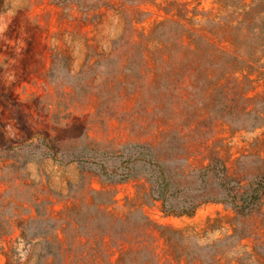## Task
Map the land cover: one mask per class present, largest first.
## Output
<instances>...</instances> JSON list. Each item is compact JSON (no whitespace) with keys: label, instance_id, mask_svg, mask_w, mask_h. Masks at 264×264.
Segmentation results:
<instances>
[{"label":"rangeland","instance_id":"374dc122","mask_svg":"<svg viewBox=\"0 0 264 264\" xmlns=\"http://www.w3.org/2000/svg\"><path fill=\"white\" fill-rule=\"evenodd\" d=\"M135 144L264 176V0H0V264H264V197L167 216L145 179L71 163Z\"/></svg>","mask_w":264,"mask_h":264},{"label":"trees","instance_id":"16d2710c","mask_svg":"<svg viewBox=\"0 0 264 264\" xmlns=\"http://www.w3.org/2000/svg\"><path fill=\"white\" fill-rule=\"evenodd\" d=\"M43 154L45 157L55 156L51 147ZM73 162L89 164L92 170L111 183L145 179L149 185L150 198L160 203L162 212L167 216L192 218L205 205L222 204L232 208L239 217L246 218L259 210L264 197V176H231L226 164L220 159L212 160L203 168L180 173L172 169L180 161L162 160L146 145H127L123 153L112 155L81 153ZM102 216L108 223L104 232L114 237L116 243L141 246L145 239L150 238V223L144 217L136 224H131V219L113 221L107 215ZM89 223L92 224L91 221ZM47 245L51 247L49 243ZM46 256L54 261L58 258V254L53 251L47 252Z\"/></svg>","mask_w":264,"mask_h":264}]
</instances>
